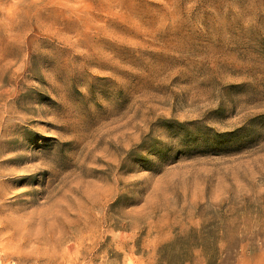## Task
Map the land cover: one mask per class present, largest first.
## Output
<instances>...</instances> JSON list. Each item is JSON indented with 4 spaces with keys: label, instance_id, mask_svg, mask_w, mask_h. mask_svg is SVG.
Returning <instances> with one entry per match:
<instances>
[{
    "label": "rangeland",
    "instance_id": "obj_1",
    "mask_svg": "<svg viewBox=\"0 0 264 264\" xmlns=\"http://www.w3.org/2000/svg\"><path fill=\"white\" fill-rule=\"evenodd\" d=\"M170 244L264 264V0H0V264Z\"/></svg>",
    "mask_w": 264,
    "mask_h": 264
},
{
    "label": "trees",
    "instance_id": "obj_2",
    "mask_svg": "<svg viewBox=\"0 0 264 264\" xmlns=\"http://www.w3.org/2000/svg\"><path fill=\"white\" fill-rule=\"evenodd\" d=\"M175 247V245L173 246V244H170V245H168V246H166V247H164L163 249H162V256H161V263L162 264H186V263H188V260H187V258H188V254L186 253V252H179V254H180V259H179V261H177L176 263H172L171 261H170V259H169V255H170V252L172 251V249ZM182 251H183V249H181ZM210 258H211V260H212V258L213 257H211L210 256ZM216 262V261H215ZM210 264H216V263H214V261H210L209 262Z\"/></svg>",
    "mask_w": 264,
    "mask_h": 264
}]
</instances>
